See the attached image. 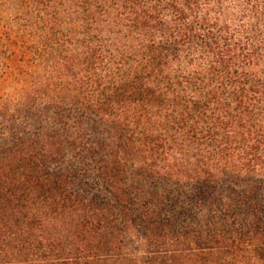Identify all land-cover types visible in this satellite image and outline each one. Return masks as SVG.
<instances>
[{
    "label": "trees",
    "instance_id": "1",
    "mask_svg": "<svg viewBox=\"0 0 264 264\" xmlns=\"http://www.w3.org/2000/svg\"><path fill=\"white\" fill-rule=\"evenodd\" d=\"M0 264H264V0H0Z\"/></svg>",
    "mask_w": 264,
    "mask_h": 264
}]
</instances>
